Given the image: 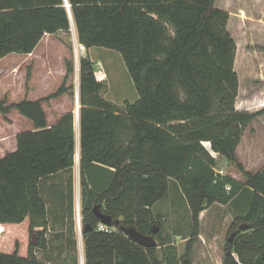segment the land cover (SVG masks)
<instances>
[{
	"label": "trees",
	"instance_id": "obj_1",
	"mask_svg": "<svg viewBox=\"0 0 264 264\" xmlns=\"http://www.w3.org/2000/svg\"><path fill=\"white\" fill-rule=\"evenodd\" d=\"M68 3L80 44L88 50L120 53L139 94L137 102H125V109H120L103 97L104 81L96 79L91 58L81 59L85 264L188 262V255L180 256L162 236L163 215L154 212L168 196L170 181L181 189L190 210L188 250L200 236L205 210L243 198L249 210L232 224L236 232L227 239L223 264H264V170L247 171L236 154L245 130L260 113L235 108L239 76L237 44L228 30L230 14L217 9L216 0ZM70 29L66 0H0V60L29 55L46 34ZM66 68L61 88L45 100L72 94L68 83L75 73L74 62L67 61ZM43 101L0 103V114L16 110L35 129L20 133L17 149L0 158V264H64L67 258L55 257L64 250L77 257L70 223L75 115L68 112L48 127ZM219 159L236 165L246 181L219 173ZM65 182L70 186L67 202L55 194ZM96 207L119 224L109 232L99 230ZM20 227L23 235L17 236L14 231ZM52 227L58 232L50 236ZM124 227H135L146 236L158 227V247L146 249L134 243ZM33 235L39 246L32 244ZM62 238L67 244L59 243Z\"/></svg>",
	"mask_w": 264,
	"mask_h": 264
},
{
	"label": "rangeland",
	"instance_id": "obj_2",
	"mask_svg": "<svg viewBox=\"0 0 264 264\" xmlns=\"http://www.w3.org/2000/svg\"><path fill=\"white\" fill-rule=\"evenodd\" d=\"M232 1L233 0H230L229 3V0H216V5L223 7L227 6L230 10L235 12L238 7L237 5L234 6ZM67 35L69 36L70 33ZM65 44L66 51L64 54L66 56V63L67 61L74 62V60L78 58V56L73 52L74 46L71 42ZM22 57V55L13 54L4 58L3 61L0 60V102L5 100V105H9L10 103L7 95L15 93L21 83L26 79L27 69L23 66L25 64L19 60L22 59ZM90 57L94 62V66L96 68H100L96 69V73L101 71L103 77H105L104 72L107 74V80L104 81V98L112 100L120 109H125V102H130L132 104L137 102L139 94L120 53L106 48L95 47L90 49ZM60 59L62 58L58 55V53L54 54L52 52L50 67L55 76L60 75ZM17 65L21 66L17 67ZM79 71L80 70L78 68V76L74 73L68 83L72 92V94L69 95V99H72L71 101L74 104V107L77 105V96H80ZM28 123L31 122L24 116L20 115L16 110H12L7 116L0 114V126L2 125L5 128L2 130L5 140L0 143V158H3L6 154L14 152L17 149V142L13 135L21 127H23V129L27 128ZM204 145L208 148L210 147L209 143H204ZM217 170L219 173L223 172L222 175H230L242 183L246 181L243 173L239 171L236 165L229 164L224 159H219V166ZM173 182L174 181H170L171 189L168 196L163 201L159 202L154 208L155 214L163 215L165 228L162 236L168 237L170 242L177 247L180 256L185 257L188 255V262L190 264H223L226 254L225 249L227 239L230 234L233 235L236 232V229H232V224L237 217L247 214L249 210L248 202L243 198H238L229 205L214 204L205 210V212L201 215L200 236L193 242L190 250H188L189 240H186V238L191 232L190 210L181 189L177 184H173ZM80 183L81 171L76 168L74 171V210L72 222H70L75 233L76 241L77 239L80 240L83 237ZM68 187L70 188L68 182L59 185L58 191L55 193L56 198L58 194V197L61 198V200L67 202L70 193ZM43 197L48 202V197L46 198L44 192ZM52 198H54V196ZM64 210L65 214L67 211L65 208ZM22 230H24V228L20 227L18 230H15L14 233L17 236H22ZM55 232L58 231L56 228L52 227L48 234L52 236ZM159 255L162 257L160 249ZM185 259H187V257H185ZM77 263L81 264L78 252L76 258L70 256L66 259L64 264ZM180 264L185 263L181 262Z\"/></svg>",
	"mask_w": 264,
	"mask_h": 264
},
{
	"label": "crops",
	"instance_id": "obj_3",
	"mask_svg": "<svg viewBox=\"0 0 264 264\" xmlns=\"http://www.w3.org/2000/svg\"><path fill=\"white\" fill-rule=\"evenodd\" d=\"M232 3L234 6L237 5L238 7L235 12L230 10L227 6H215L217 9L229 12L230 20L228 23V30L237 44L235 70L239 76V95L236 100L235 108L241 112L260 113L245 130L236 154L238 161L247 171L258 173L264 170V0H233ZM68 6L69 3L68 0H66V7L71 21L70 35L68 36L67 34L69 33L64 32H58L53 35L46 34L33 53L22 55V59L19 60L25 64L23 66L27 69L26 79H23L24 81L15 93L7 95V97L10 100L9 105L19 104L24 101L36 102L44 100L43 109L46 113L48 127L56 125L60 118L68 112L74 113L75 171L76 168L80 169L81 161L80 110L79 118L77 119V105L74 107L71 101L72 99H69V95H71L70 92L57 99L45 100L61 88L67 74L66 56L64 54L66 51L65 43L71 42L74 46L73 52L78 56V58L74 60L76 76H78V68L81 70V59L87 56L90 57V49H86L79 42L78 31L73 20L70 6L69 8ZM52 52L54 54L58 53L62 58L59 61L60 75L58 76L52 73L53 71L50 67ZM1 61H3V59ZM20 66L21 65H17V67ZM80 75L79 71V80ZM104 76L106 81V72H104ZM109 101L114 103L112 100ZM2 102L5 103V100ZM79 106L81 108L80 98ZM4 129L5 128L1 125L0 143L5 140L2 131ZM21 129H23V127L13 135L16 142L17 136L20 133L35 130L32 123H28L27 128ZM65 240L66 239L62 238L59 243H63ZM64 244H67L66 241ZM77 249L81 264H85V242L83 237L80 240L77 239ZM69 253V251L64 250L62 254H60L58 251L55 257L69 258L70 256H74V252H71V254Z\"/></svg>",
	"mask_w": 264,
	"mask_h": 264
},
{
	"label": "water",
	"instance_id": "obj_4",
	"mask_svg": "<svg viewBox=\"0 0 264 264\" xmlns=\"http://www.w3.org/2000/svg\"><path fill=\"white\" fill-rule=\"evenodd\" d=\"M68 8H69V6H68ZM71 19H72V17H71ZM79 110H80V106H79V95H78L77 96V113H76L77 119L79 118ZM94 214L97 217V219L100 221V224L105 225L109 228H111L113 225L119 224V221H113L111 216L104 214L100 210V207H96L94 209ZM89 229H91V227L89 225H87L85 227V230L88 231ZM122 231L125 233V235L131 241L140 245L141 247H144L146 249L158 247V242L155 239V235H157L160 231L158 227H154L152 229L153 235H151V236H146V235L141 234L140 232H138V230L135 227H124V228H122ZM31 242L33 245L39 246L38 236L33 235ZM185 264H190V263L186 262Z\"/></svg>",
	"mask_w": 264,
	"mask_h": 264
},
{
	"label": "built area",
	"instance_id": "obj_5",
	"mask_svg": "<svg viewBox=\"0 0 264 264\" xmlns=\"http://www.w3.org/2000/svg\"><path fill=\"white\" fill-rule=\"evenodd\" d=\"M96 79H97L99 82H103V81H105V77H103L101 71H98V72L96 73ZM220 173L223 174V172H220ZM99 230H101V231H105V232H109V231H110V228L107 227V226H105V225L99 224Z\"/></svg>",
	"mask_w": 264,
	"mask_h": 264
}]
</instances>
